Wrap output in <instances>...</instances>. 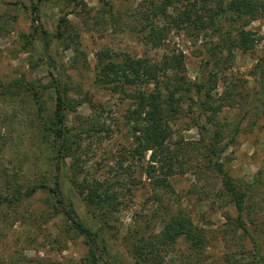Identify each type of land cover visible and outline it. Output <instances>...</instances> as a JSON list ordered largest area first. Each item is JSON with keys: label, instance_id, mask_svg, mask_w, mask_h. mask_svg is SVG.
Segmentation results:
<instances>
[{"label": "rangeland", "instance_id": "obj_1", "mask_svg": "<svg viewBox=\"0 0 264 264\" xmlns=\"http://www.w3.org/2000/svg\"><path fill=\"white\" fill-rule=\"evenodd\" d=\"M194 1L199 8L200 1ZM164 2L0 0V196L10 199L0 205V264H85L86 239L62 216L71 208L92 231L104 228L100 253L108 264H264V9L245 15L230 11L212 32L208 25L196 30L179 20L188 0L161 11ZM64 16L68 30L59 40L56 27ZM152 24L163 28L158 45L145 39ZM171 54L181 57V75L190 85L176 94L172 142L183 137L188 145L180 156L184 173L157 189L143 170L150 151L143 159L128 154L135 146L127 119L136 109L137 88L113 92L95 75L100 61L142 59L158 69ZM54 78L75 105L65 113V126L69 143L77 137L79 145L70 151L84 172L112 177L108 171L121 161L131 173V189L120 196L123 202L109 215V227L86 214L71 184V157L55 168L46 130L54 117ZM198 83L200 98L194 92ZM99 114L110 132L93 137L84 129ZM215 160L245 192L244 228L221 174L212 168ZM56 182L63 205L50 190ZM176 214L204 234L201 245L193 247L183 236L158 244Z\"/></svg>", "mask_w": 264, "mask_h": 264}, {"label": "trees", "instance_id": "obj_2", "mask_svg": "<svg viewBox=\"0 0 264 264\" xmlns=\"http://www.w3.org/2000/svg\"><path fill=\"white\" fill-rule=\"evenodd\" d=\"M174 1L179 2L180 0H166L162 5L161 11ZM188 1L189 6L183 9L179 20L183 19L185 23L192 24L196 30L203 29L204 25H208L212 32H216L219 29L221 21L230 11H240L242 15H245L256 14L258 10L264 9V1L260 0H199L200 6L197 9L195 8L196 2L194 0ZM208 1H213V6H209ZM36 8V6H33L32 11L34 12ZM252 16L254 17V15ZM67 25L66 17H60L56 27V39H65V34L68 30ZM162 31L163 28L152 24L145 35V39L158 45L160 32ZM41 34L45 39L47 32L42 29ZM247 36V33L242 31L241 40L245 47L248 46ZM158 69L163 71L166 80L159 78ZM158 69L142 59L126 58L122 62L100 61L95 81L109 85L113 92L122 94L126 93L127 86L137 88L134 90L135 94L133 96L136 109L127 119L129 129L135 136V146L128 151V154L132 158L143 159L145 154L150 151L149 163L143 170L151 181L152 187L162 189L170 186L169 177L184 173V163L180 156L184 153L183 147L188 144L183 137L172 142L174 131L171 127V122H174L179 115L175 107L176 94L181 91H189L190 85L181 75L184 71L181 57L178 58L171 54V56L166 57L162 67L160 65ZM167 70H172L173 75L168 76L166 74ZM53 80L55 83L53 88L56 93L55 110L53 120L46 125V130L48 131L47 136H50V139L47 140L48 146L50 145L53 148L55 159L57 160L55 168L59 170L64 158L71 157L74 161L71 184L82 198L86 214L98 221L103 219L104 224L109 227V215L116 212L118 205L122 204L123 201L120 196L131 189L133 182L131 173L128 168L123 167L121 161L116 162L117 166L110 168V171H108L112 173V177L105 176L100 179L95 174H90L88 171L84 172L79 156L75 151H70L71 145H79L77 137H74L69 143L70 130L65 126V113L66 111H73L75 105L73 101L66 99L65 94L61 93L57 80L55 78ZM151 84H153V87L149 89ZM195 86L194 92L200 98L203 86L201 83ZM89 106L96 109V106L90 101ZM99 116L100 114L88 123L84 132L92 134L93 137L102 131L106 134L110 132V127H106L105 123L100 121ZM204 132H207L205 127ZM201 135L203 137L204 134L201 133ZM215 152L219 155L221 150H216ZM211 165L215 171L221 174L223 185L230 194L237 210L238 224L241 228H244L241 222V213L243 211L245 192L236 188L218 160L213 161ZM123 174H126L128 178L125 179ZM129 182L130 185H128ZM40 186L43 187L45 184L42 183L38 187L31 185L30 191L34 192ZM118 187L123 189L124 192L119 191ZM50 190L56 196V202L63 205L64 199L58 183L56 182ZM8 198L0 196V205L10 202ZM61 212L69 225L86 239L88 253L85 264H108L103 260L100 253V248L104 246L101 238L104 228L92 231L76 217L75 210L72 208L64 209ZM199 231L186 217L176 214L170 220L168 231L159 236L158 244H167L183 236L193 247L199 246L204 239V234ZM154 247L152 246L151 248Z\"/></svg>", "mask_w": 264, "mask_h": 264}]
</instances>
